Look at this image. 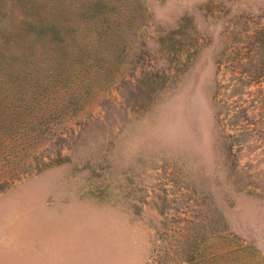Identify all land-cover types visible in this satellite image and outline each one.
I'll use <instances>...</instances> for the list:
<instances>
[{"label": "rangeland", "instance_id": "rangeland-1", "mask_svg": "<svg viewBox=\"0 0 264 264\" xmlns=\"http://www.w3.org/2000/svg\"><path fill=\"white\" fill-rule=\"evenodd\" d=\"M39 1L98 58L67 63L90 88L59 136L0 167V264H264V0H102V23L96 0Z\"/></svg>", "mask_w": 264, "mask_h": 264}, {"label": "trees", "instance_id": "trees-1", "mask_svg": "<svg viewBox=\"0 0 264 264\" xmlns=\"http://www.w3.org/2000/svg\"><path fill=\"white\" fill-rule=\"evenodd\" d=\"M18 1L21 13L16 30L22 33L20 37L24 39L26 48L24 45L22 50L8 51L7 43L12 39L8 38L10 32L2 33L6 38L0 40V167L12 163L20 166L16 171H12V166L7 169L8 177L28 170L20 160L21 154L26 152V145H31L39 136L48 138L57 134L50 131L52 117H59L68 111L72 115L82 106L79 96L90 85L67 83L65 76L78 78L83 73L78 68L67 69V63L82 56L85 59L90 56L98 58L95 53L67 51V41L59 35L63 25L59 20L61 9L55 18L46 20L42 15L41 1ZM90 5L100 12L101 23L115 8L113 3L108 5L102 0ZM37 44L43 49L34 53ZM89 65L86 63V66Z\"/></svg>", "mask_w": 264, "mask_h": 264}]
</instances>
